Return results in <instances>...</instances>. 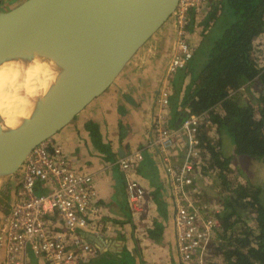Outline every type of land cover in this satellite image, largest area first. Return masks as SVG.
I'll list each match as a JSON object with an SVG mask.
<instances>
[{"label":"built area","instance_id":"obj_1","mask_svg":"<svg viewBox=\"0 0 264 264\" xmlns=\"http://www.w3.org/2000/svg\"><path fill=\"white\" fill-rule=\"evenodd\" d=\"M208 0H181L172 19L173 53L157 94L156 112L144 145L118 162L125 175V194L132 210L141 211L146 191L130 172L153 152L166 169L174 194L175 250L179 264H210L212 249L221 231L220 222L200 197L196 172L207 167L209 154L202 144V130L214 129L207 113L187 111L177 128L165 124L170 109L172 79L186 68L195 48L188 42L192 15L197 16ZM261 64V63H260ZM245 86L230 96L244 94ZM242 92V93H241ZM244 96V95H243ZM182 144L186 154L173 165L170 151ZM13 180L11 203L0 218L1 264H28V252L45 264H86L99 250L84 235L105 240L109 229L101 221L97 190L92 175L77 171L52 139L37 145Z\"/></svg>","mask_w":264,"mask_h":264},{"label":"crops","instance_id":"obj_2","mask_svg":"<svg viewBox=\"0 0 264 264\" xmlns=\"http://www.w3.org/2000/svg\"><path fill=\"white\" fill-rule=\"evenodd\" d=\"M23 1L25 0H0V12ZM215 1L217 0H212V4ZM211 8L202 9L197 16L192 15L188 42L195 49L200 46L203 35L214 25L215 20L210 19L213 14H209ZM164 27L132 59L104 94L52 138L77 171L94 178L101 221L109 229L105 240H99L100 247L92 243L96 249L99 248L95 258L100 254L104 255L102 249H107L118 258L122 252L127 254L133 264H179L173 226L175 197L168 184L166 169L156 154L146 152L143 161L130 172L131 177L137 179L146 191L144 206L138 211L132 210L128 204L125 175L118 167L121 159L130 151L141 148L148 139L156 112L157 94L174 47L175 31L169 23ZM257 44L264 45V35L253 42L251 54ZM252 58L254 59L253 54ZM256 63L259 64L257 61ZM189 81V77L183 81L179 100ZM187 111L184 110L186 114ZM179 112L183 113L179 107L173 108L171 100L170 109L164 116L168 127L175 128ZM89 122L97 125L102 143L110 150L109 156L94 147L86 129ZM203 132L212 142L219 138L216 126L215 130L206 129ZM223 142L222 152L232 158L226 177L229 181L233 179L236 182H231L230 185L245 184L241 173L239 175L236 172L238 167H242L233 155L232 143L226 139ZM185 154L182 144L173 147L170 151L172 164L179 166ZM206 165L207 167L196 172L195 182L200 194L197 199L207 205L217 218L222 211L226 192L219 179V170L209 168L208 163ZM26 258L28 264H45L42 259L33 257L29 252ZM95 258L86 264H91ZM1 260L0 253V264Z\"/></svg>","mask_w":264,"mask_h":264},{"label":"water","instance_id":"obj_3","mask_svg":"<svg viewBox=\"0 0 264 264\" xmlns=\"http://www.w3.org/2000/svg\"><path fill=\"white\" fill-rule=\"evenodd\" d=\"M70 1L25 0L0 12V64L27 63L39 55L58 70L56 82L18 129L0 125V189L37 145L51 140L110 88L171 21L181 0ZM180 87L175 86L178 95ZM186 118L183 112L175 128ZM84 238L101 246L91 235Z\"/></svg>","mask_w":264,"mask_h":264},{"label":"trees","instance_id":"obj_4","mask_svg":"<svg viewBox=\"0 0 264 264\" xmlns=\"http://www.w3.org/2000/svg\"><path fill=\"white\" fill-rule=\"evenodd\" d=\"M211 14L215 27L211 25L186 68L172 79V106L194 115L207 113L219 137L212 142L203 130L200 134L209 154V168L219 170L226 192L217 215L221 231L210 264H264V187L230 185L226 175L232 158L222 152L226 139L233 145L234 156L264 161V60L257 64L251 54L253 42L264 35V0H217ZM187 77L190 81L179 100L175 86ZM244 86L246 90L252 87L255 102L247 98L240 102L239 96H230ZM86 129L94 147L109 156L97 125L89 122ZM8 191L9 184L1 193ZM91 264L133 262L123 252L118 258L107 251Z\"/></svg>","mask_w":264,"mask_h":264},{"label":"clouds","instance_id":"obj_5","mask_svg":"<svg viewBox=\"0 0 264 264\" xmlns=\"http://www.w3.org/2000/svg\"><path fill=\"white\" fill-rule=\"evenodd\" d=\"M33 57L27 63L0 64V121L10 129L22 125L33 101L43 99L57 80L54 65Z\"/></svg>","mask_w":264,"mask_h":264},{"label":"rangeland","instance_id":"obj_6","mask_svg":"<svg viewBox=\"0 0 264 264\" xmlns=\"http://www.w3.org/2000/svg\"><path fill=\"white\" fill-rule=\"evenodd\" d=\"M215 3V2H214ZM214 3L212 4V0H208L207 4L205 5V9L207 8H211V4L212 6L214 5ZM211 13V11L209 12V14ZM169 24H171V21L168 22ZM168 26H166L167 28ZM165 28V27H164ZM165 30V29H163ZM264 45L262 44H257L255 46V48L253 49L254 52L252 53L254 56V59L260 64L262 63V61L264 60ZM263 47V48H262ZM251 87V86H250ZM243 95H237L240 97V102H242V100L244 98H247L250 103H252V100L250 98L254 96L252 95V87L248 90L245 89V91L243 92ZM238 98V97H237ZM257 116V114H256ZM237 157V156H236ZM236 162L239 163V165L242 168H237L236 172L240 175L243 176V178L245 179V184L243 185H251V186H255V187H264V161L262 160H254V159H250L249 157H244V156H238L236 158ZM235 172V171H234ZM240 172V173H239ZM19 179L18 173L12 177L9 181H7V183L0 189V217L3 216L4 214L7 213L8 207L11 203V190L10 187L12 186L11 184L13 183V180ZM242 182L243 179H241ZM230 183H236L232 180L229 181ZM9 184V191L6 194L1 193V190L4 189V187ZM244 216H246L247 218H249L247 215V213L244 214ZM239 228V225H238Z\"/></svg>","mask_w":264,"mask_h":264},{"label":"bare ground","instance_id":"obj_7","mask_svg":"<svg viewBox=\"0 0 264 264\" xmlns=\"http://www.w3.org/2000/svg\"><path fill=\"white\" fill-rule=\"evenodd\" d=\"M82 0H71L69 3L70 4H76V3H79V2H81ZM109 4H111V5H113V4H117L118 2H120L121 0H106ZM47 63H49V64H51V65H54V63H52V62H50V61H46ZM5 63H24V62H22V61H19V60H13V61H8V62H5ZM4 64V63H3ZM55 66V65H54ZM55 70H56V72L58 73V70H57V68H56V66H55ZM38 99V98H37ZM36 99V100H37ZM36 100H34L33 101V103H32V108H31V112H32V109H33V107H34V103H35V101ZM31 112H30V114H31ZM30 117V115L27 117V118H29ZM0 125H3V122L2 123H0ZM4 126V125H3ZM2 126V128H3V130H4V128H7V129H10V128H8L7 126H4L3 127ZM0 183H1V179H0Z\"/></svg>","mask_w":264,"mask_h":264}]
</instances>
